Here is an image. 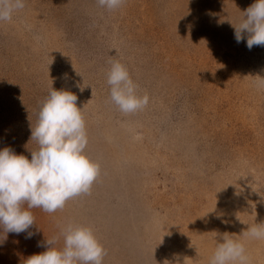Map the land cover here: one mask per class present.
Segmentation results:
<instances>
[{"label":"rangeland","instance_id":"obj_1","mask_svg":"<svg viewBox=\"0 0 264 264\" xmlns=\"http://www.w3.org/2000/svg\"><path fill=\"white\" fill-rule=\"evenodd\" d=\"M254 3L26 0L0 21V150L31 159L53 88L77 96L99 165L89 193L29 209L31 239L0 229V264H26L46 239L62 248L69 225L93 231L103 264H210L225 234L264 264V239L242 235L264 223V47L234 35ZM113 60L149 97L143 109L111 101Z\"/></svg>","mask_w":264,"mask_h":264},{"label":"clouds","instance_id":"obj_2","mask_svg":"<svg viewBox=\"0 0 264 264\" xmlns=\"http://www.w3.org/2000/svg\"><path fill=\"white\" fill-rule=\"evenodd\" d=\"M101 7L117 9L124 0H97ZM26 0H0V21H11L14 13L24 9ZM243 20L235 26L237 43L247 39V47H264V0L246 9ZM111 101L124 113H134L149 102L148 96L137 95V85L128 70L118 60L111 61L107 73ZM77 96L66 90L52 88L42 104L35 128L31 126V140L39 148L31 152V159L18 155L10 147L0 150V229L17 235L27 232L35 218L29 209L40 208L47 213L62 209L66 202L90 192L99 175V165L85 154L88 136ZM26 205V207H25ZM227 223V221H225ZM63 247H56V239L38 242L47 250L34 254L26 264H103V246L88 227L69 225L61 231ZM245 237L264 239V223L249 226ZM217 243L210 264H249L245 247L240 241L223 236Z\"/></svg>","mask_w":264,"mask_h":264}]
</instances>
